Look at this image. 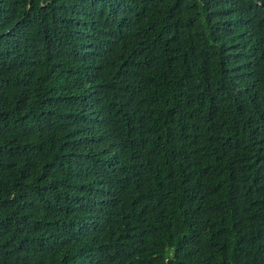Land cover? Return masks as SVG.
<instances>
[{"label": "trees", "instance_id": "obj_1", "mask_svg": "<svg viewBox=\"0 0 264 264\" xmlns=\"http://www.w3.org/2000/svg\"><path fill=\"white\" fill-rule=\"evenodd\" d=\"M0 264H264V0H0Z\"/></svg>", "mask_w": 264, "mask_h": 264}]
</instances>
